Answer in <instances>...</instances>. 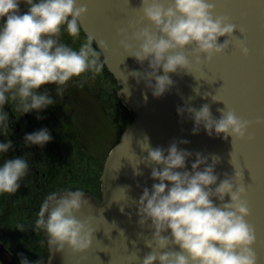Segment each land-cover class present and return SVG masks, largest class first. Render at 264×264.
Returning <instances> with one entry per match:
<instances>
[{
  "label": "clouds",
  "instance_id": "1",
  "mask_svg": "<svg viewBox=\"0 0 264 264\" xmlns=\"http://www.w3.org/2000/svg\"><path fill=\"white\" fill-rule=\"evenodd\" d=\"M24 2L26 11H21V0H0V130L4 136L8 135L10 126L6 104L21 115L46 109L55 100L46 87L41 90L42 86L55 85L58 96L64 94L65 86L74 77L82 78L83 86L88 73L93 78L102 73L108 62L104 53L111 52L106 40H97L90 33L78 49L61 40L65 31L74 42L80 39L88 13L86 3L79 0ZM139 11L142 15L130 20L127 27H118L117 35L127 56L142 66L148 62L144 71L134 70L131 75L137 83L143 80L155 97L173 86L169 73L193 74L196 70L203 78V67L215 55L225 54L233 42L244 56L250 54L244 29L238 28L231 17L215 14L213 0H141ZM145 20L149 22L147 26H144ZM237 29L242 38L234 35ZM225 36L220 43L219 38ZM94 42L98 47H93ZM161 69L163 75L158 74ZM177 111L180 115L187 111L194 119L193 134L203 125L209 136L213 130L216 136L223 134L225 140L231 136L232 146L233 140L253 141L255 136L249 133V128L254 123L264 124V117L258 116L255 121L245 119L226 105L218 109L221 113L218 119L208 104L199 109L180 107ZM51 139L48 129L44 128L26 134L24 143L43 147ZM143 140L141 149L147 155L141 162L152 166L151 178L159 182L151 189L144 187L137 202V223L141 229L147 226L151 231V240L145 241L151 251L144 255L142 264H258L254 247L256 229L247 220L251 215L246 199L248 190L240 183L243 169L236 168L232 156L231 163L236 170L231 176L224 173L225 178L220 180L215 172L219 156L213 154L209 163L208 156L197 152L189 171L187 159L193 153L178 148V143L189 141H173L164 149L153 148L147 136ZM12 147L11 139L0 142V154L8 153ZM28 170L24 157L5 159L0 165V194H15ZM134 170L136 175H143L138 166ZM84 196L85 192L79 188L61 189L48 194L40 206L34 230L44 231L48 244L57 251L67 246L73 253H83L92 246L95 217L80 220L76 215L84 207L92 208ZM226 196H230L229 201ZM18 227L22 231L23 226ZM21 264H30V261L22 257Z\"/></svg>",
  "mask_w": 264,
  "mask_h": 264
},
{
  "label": "water",
  "instance_id": "2",
  "mask_svg": "<svg viewBox=\"0 0 264 264\" xmlns=\"http://www.w3.org/2000/svg\"><path fill=\"white\" fill-rule=\"evenodd\" d=\"M213 2L215 14L231 17L238 28L244 29L250 54L244 56L233 42L225 54L215 55L210 64L202 66L203 78L196 70L193 74L169 73L173 86L162 96L155 97L143 80L137 83L131 75L134 70L144 71L148 62L142 66L127 56L128 53L119 45L121 37L117 35L118 27H127L130 20L142 15L139 11L141 0H79L88 7L83 20L86 31L82 30L86 36L90 33L97 40L107 41L111 52L104 53L108 61L105 66L119 85V98L133 112L134 118L104 161L101 197L85 192L84 198L89 200L92 208L84 207L76 213L80 220L95 217L92 221V227L96 229L92 246L83 253H73L67 246L63 251H57L48 244L50 255L47 264H142L144 255L151 251L145 244L151 240V231L147 226L141 229L137 223V202L144 187L151 189L154 183L159 182L151 178L152 166L141 162L147 155L141 149L145 136L153 148L167 149L173 141H189L178 143V148L193 153L187 159L189 171L197 152L208 156L209 163L213 154L220 157L215 168L220 180L225 178L224 173L234 174V165L238 170L243 169L240 183L247 187L246 199L251 209L247 220L256 229L254 247L259 256L258 264H264V124L254 123L249 128V133L255 136L253 141L233 140L232 146L231 136L225 140L223 134L216 136L214 130L209 136L203 125L198 133L193 134L194 119L187 111L183 115L177 111L180 107L199 109L208 104L218 119L221 116L218 109L226 105L245 119L255 121L258 116L264 117V0ZM148 23L145 20L144 26ZM234 35L242 38L239 29ZM226 38L220 37L219 42L223 43ZM94 45L98 47L95 42ZM189 58L195 63L193 57ZM158 74L163 75V69ZM137 166L143 175L135 174ZM225 199L229 201L230 196ZM4 257L6 264H19L7 251Z\"/></svg>",
  "mask_w": 264,
  "mask_h": 264
},
{
  "label": "flooded vegetation",
  "instance_id": "3",
  "mask_svg": "<svg viewBox=\"0 0 264 264\" xmlns=\"http://www.w3.org/2000/svg\"><path fill=\"white\" fill-rule=\"evenodd\" d=\"M26 10L27 6L21 7V11ZM85 38L86 35L83 30H81L80 39L75 42L70 36L68 38H63V35H61V40L63 42L67 41V44L76 49L79 48L81 42ZM93 47H95L94 44ZM101 59L103 60L102 57ZM87 75H91L92 77L91 73ZM97 76L101 80V74ZM90 80L95 82V88L99 86L100 81L94 78ZM81 81L82 78L74 77L65 86L62 96L56 94L55 85L42 86L41 90L46 87L55 100L54 105H50L44 110H32L21 115L19 112L6 109L5 105V111L9 114L10 126L7 136H4L2 130H0V142L6 143L8 139H11L15 156L10 153L0 154V165L3 164L7 154H9L14 158L24 157L29 164V170L28 174L20 181L21 186L15 194H0V264H6V258L4 257L5 251H7L19 264H21L22 257L27 258L30 264H47L50 255L48 237L42 230L39 232L35 231L34 224L38 217L40 206L46 196L53 191H58L56 188L59 185L63 187L68 185V189L70 161L62 159L61 168L53 163L50 165L48 160L49 150L52 152L57 151V154L60 153V158L62 155V153L57 150L58 147L53 143V139L41 147L40 145H26L24 143V137L26 134H31L44 128L51 131L49 127L50 123L53 124L58 131H61L70 138L71 130L68 127L67 119L73 116V108H75L78 98L75 93V86L80 89L79 86H81ZM83 87H85V82L83 83ZM95 95L102 104L103 98L101 88ZM131 114H133V112ZM38 116L41 118L38 119ZM47 144L49 146L46 148ZM44 151L46 156H44ZM104 161L102 164H104ZM100 163L101 160L99 159L97 165H94V167L97 166V170H99V174L94 171V179L96 178L94 182L98 184V189L96 190L97 194H91L94 196L97 195L96 197L100 194L102 195L101 174L103 165H100ZM54 173L58 178L57 180H54ZM76 189L77 188H74V190ZM85 191L88 192L87 190ZM90 192L92 191L89 190L88 193ZM100 197L101 196L98 198ZM20 225L23 226L22 230H25L26 233H23L19 229L18 226Z\"/></svg>",
  "mask_w": 264,
  "mask_h": 264
},
{
  "label": "rangeland",
  "instance_id": "4",
  "mask_svg": "<svg viewBox=\"0 0 264 264\" xmlns=\"http://www.w3.org/2000/svg\"><path fill=\"white\" fill-rule=\"evenodd\" d=\"M24 5V3H21V7ZM62 35L63 38L69 37L66 31L62 32ZM64 43H67V41H64ZM87 76L88 79L85 82V87L79 86L76 82L80 87L78 89L75 86V93L78 97L77 103L75 108H73V116L67 119L68 127L71 130L70 138L61 131H58L53 124L49 123L52 131V133L51 131L49 133L53 139V143L58 147L57 150L62 155L60 158V153L57 154V151L52 152L49 150L48 160L50 165L53 163L59 168H61L62 159L70 161L68 189L74 190V188H79L84 192H86L85 190L88 192L91 190L92 192L90 193L95 195L97 194L98 184L94 182L96 180V178L94 179V171L99 174V170L94 165H97L99 159L101 160L100 165H103L102 163L106 155L119 141L122 131L132 121L134 115L131 114L132 112L118 97L119 85L107 73L105 67L101 73V80L98 76L94 78L100 81L98 87L96 86L95 88V82L90 80L93 77L91 75ZM100 88L102 90V104L95 95V93L100 91ZM6 109L13 110V106L6 104ZM48 146L47 144L46 148ZM8 153L15 156L13 148L9 149ZM13 156L7 154L6 159H12L14 158ZM44 156H46L45 151ZM57 179L54 173V180ZM67 186L63 187L59 185L56 190L67 189ZM22 232L26 233L25 230H22Z\"/></svg>",
  "mask_w": 264,
  "mask_h": 264
},
{
  "label": "trees",
  "instance_id": "5",
  "mask_svg": "<svg viewBox=\"0 0 264 264\" xmlns=\"http://www.w3.org/2000/svg\"><path fill=\"white\" fill-rule=\"evenodd\" d=\"M21 3H24V6H27L26 3L24 2V0H21ZM1 23V22H0ZM107 73L113 78V76L110 74V72L108 70H106ZM114 79V78H113ZM114 81L116 82V80L114 79Z\"/></svg>",
  "mask_w": 264,
  "mask_h": 264
}]
</instances>
